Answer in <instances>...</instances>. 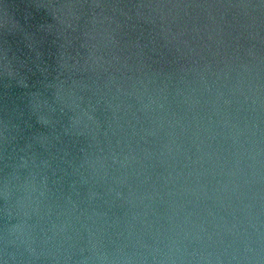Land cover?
I'll list each match as a JSON object with an SVG mask.
<instances>
[{"label": "water", "instance_id": "water-1", "mask_svg": "<svg viewBox=\"0 0 264 264\" xmlns=\"http://www.w3.org/2000/svg\"><path fill=\"white\" fill-rule=\"evenodd\" d=\"M0 264H264V0H0Z\"/></svg>", "mask_w": 264, "mask_h": 264}]
</instances>
